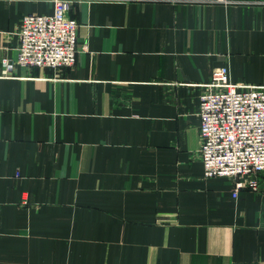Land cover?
Here are the masks:
<instances>
[{
  "label": "crops",
  "instance_id": "obj_1",
  "mask_svg": "<svg viewBox=\"0 0 264 264\" xmlns=\"http://www.w3.org/2000/svg\"><path fill=\"white\" fill-rule=\"evenodd\" d=\"M230 1L76 0V64L7 73L53 4L0 0V264H264V175L199 155L213 69L264 85V0Z\"/></svg>",
  "mask_w": 264,
  "mask_h": 264
},
{
  "label": "built area",
  "instance_id": "obj_2",
  "mask_svg": "<svg viewBox=\"0 0 264 264\" xmlns=\"http://www.w3.org/2000/svg\"><path fill=\"white\" fill-rule=\"evenodd\" d=\"M38 1L51 2L53 12L22 17L16 30L17 59H3L7 73L16 66L57 70L76 64L78 21L69 14L76 0ZM202 87L197 115L205 176L230 178L234 197L241 188L259 191V175H264V85L234 82L229 67L222 65Z\"/></svg>",
  "mask_w": 264,
  "mask_h": 264
}]
</instances>
